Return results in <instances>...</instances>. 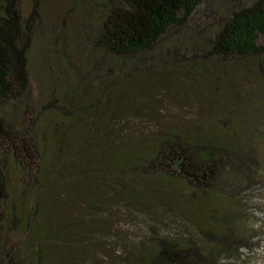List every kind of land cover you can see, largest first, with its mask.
<instances>
[{
	"label": "trees",
	"instance_id": "16d2710c",
	"mask_svg": "<svg viewBox=\"0 0 264 264\" xmlns=\"http://www.w3.org/2000/svg\"><path fill=\"white\" fill-rule=\"evenodd\" d=\"M24 1L0 0V264H233L251 244L237 224L244 195L264 193L248 140L249 132L264 137V0L99 1L98 38H86L93 49L68 75L73 85H54V100L40 109L31 103L29 42L43 0H30L28 17ZM202 6L217 22L194 29L201 41L191 57L181 54L178 87L182 101L198 94L206 114L220 116L195 134L159 119H149L157 131L124 132V119L154 116L142 94L149 72L177 54L170 42ZM211 62L235 68L253 89L242 93ZM201 88L238 94L245 114L219 112L218 96ZM158 198L190 210L164 208L165 228L145 209ZM138 210L148 222L142 238L110 240L111 220Z\"/></svg>",
	"mask_w": 264,
	"mask_h": 264
},
{
	"label": "rangeland",
	"instance_id": "374dc122",
	"mask_svg": "<svg viewBox=\"0 0 264 264\" xmlns=\"http://www.w3.org/2000/svg\"><path fill=\"white\" fill-rule=\"evenodd\" d=\"M99 1L102 0H43L40 8H37L38 17H36L34 33L29 42V61L31 67L30 94L31 103L35 109L38 106L40 109L50 99L54 100L55 94L51 91L54 85H58L61 92L73 85L68 80V75H72L74 69L82 66L86 52L89 53V50H92L94 47L92 41H86L87 35L98 38L96 33H99L98 27L101 23L100 11L97 12V3ZM240 1L245 2L247 0ZM31 5L32 2L30 0L24 1L22 10L26 17L29 15ZM211 12L202 6L194 14V19L187 24V27L182 28L176 37L173 38V42H170V44L176 47V52L179 56L177 54L166 56V62L163 63L164 66H161L164 69L149 72L150 79L146 81L145 91L142 93L151 99L150 102L153 105L149 110L154 116L146 118L139 113L134 115L136 117H131L129 121L128 119H124L120 122L122 129L125 127L129 128L124 132L137 133L141 131L143 133H150L157 131L160 128L158 126L160 123L152 124L149 119H159V122L163 121L165 122L164 124H172L173 128L179 130L184 125L183 129L187 133L195 134L201 128V122L203 123L212 117L220 116L215 115L216 113H212L211 115L206 114L203 103L199 104L195 99L198 94L192 95L194 97L193 102L182 101L181 97L184 98V95L178 87L179 83L182 82L181 78H184V69L178 67L181 54L186 53L188 57H191V49L188 50V48L195 47L201 41L197 40L195 36L196 32H194V29H196L197 25L203 27L206 24H215L217 22L218 17H213ZM221 13L222 11L217 10V14L220 15ZM262 39H259V41ZM162 41L165 42V40ZM172 45L167 47L169 51H171ZM158 56L154 55L155 59L152 61L159 63ZM244 63L251 69L255 67L254 63L248 60L244 61ZM208 66L228 81L237 82L238 89L242 93L253 89L252 81L241 77L235 68H223L212 62ZM67 67L68 70H66ZM82 69L87 70L86 67H82ZM200 75L199 73H194L191 76L200 77ZM200 93H203L207 98H214L212 95H217L219 102L216 108L223 114H245L244 102L240 103L241 98L237 97L238 94L236 95L234 92L222 90V94L219 95L217 93L214 94L213 91L210 92L208 89L201 88L199 89ZM8 111L10 110L5 108V112L8 113ZM262 113V127L264 128V108ZM248 135L250 138L248 140H251L250 143L254 147L253 151L250 149L251 155L261 160V171H264V137L262 136L261 138L250 132ZM258 175L264 176V172ZM244 196L245 200H247L244 203L247 205H245L241 220L237 224L240 231L246 234L245 236L250 240L251 244L249 245L250 247L241 249L239 255L231 256L229 261L233 264H264V225L262 224L264 222V193L257 189L253 192H246ZM158 199L161 202L160 205L157 207L145 205V209L147 210V215L151 214L156 216L157 219H161V224L165 228L168 227V217L164 212V208L169 207L173 212L175 210L182 212L190 210L188 204L183 201L179 202L177 198L174 202ZM252 203L255 205H252ZM236 205L243 207V205H239L237 202ZM8 206L9 203L2 205L3 209L8 208ZM144 214L146 213L138 210L116 215V220L113 219L109 223L112 227L111 232L113 233L110 235V240L123 239L131 242L140 240L148 230L146 227L148 222ZM175 225H179L178 222L171 221V225L169 226ZM172 229L170 227V230ZM120 253L116 252L117 257L122 256Z\"/></svg>",
	"mask_w": 264,
	"mask_h": 264
}]
</instances>
